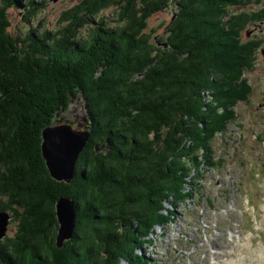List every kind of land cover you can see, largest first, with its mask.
Wrapping results in <instances>:
<instances>
[{
	"label": "trees",
	"instance_id": "1",
	"mask_svg": "<svg viewBox=\"0 0 264 264\" xmlns=\"http://www.w3.org/2000/svg\"><path fill=\"white\" fill-rule=\"evenodd\" d=\"M109 1L78 0L61 12L59 29L18 33L8 10L24 8L21 0H0V212L10 210L16 223L0 240V264H145L134 257L140 238L161 222L159 207L180 197L188 161L198 165L197 152H211L206 140L234 115L223 105L232 102L227 85L247 59L235 30L246 20L232 14L235 27L222 25L225 4L238 0H173L179 13L167 26L166 47L146 27L172 0H115V23L95 21ZM23 11L29 25L35 9ZM239 88L235 100L250 90L245 79ZM205 91L223 103L222 114L208 106ZM78 95L91 133L66 183L51 177L41 133ZM60 196L74 200L76 232L91 242L78 241L74 230L56 246Z\"/></svg>",
	"mask_w": 264,
	"mask_h": 264
},
{
	"label": "rangeland",
	"instance_id": "2",
	"mask_svg": "<svg viewBox=\"0 0 264 264\" xmlns=\"http://www.w3.org/2000/svg\"><path fill=\"white\" fill-rule=\"evenodd\" d=\"M30 1L39 2V5L33 7L35 13H33L29 19V23L32 25L31 27L37 26L39 30H57L64 23L60 20L61 12L76 4L78 0H21V2H26L27 5L30 4ZM121 2L122 0H120V3ZM239 3L240 1L238 0V5L230 6L229 4H225L223 12V21H225V24L222 25L226 30L228 29V25L233 28L235 27L234 23H232L234 20L231 17L232 14L242 16V19H244V21L246 20L242 25L235 27V30L239 45H241V47L246 45L242 49L245 50L242 55L247 59L244 66L240 67V75L236 72L238 76L232 81L233 87L231 88L227 85L228 88L232 90L227 100H232V102L223 105L227 112H229V110L234 111V115L225 123L223 131H215L210 135V139L206 140V142L211 143L210 147L212 151L205 152L204 150H199L196 158L199 161L198 165L188 161L187 165L189 166L187 170H192L191 174L184 177L181 181L178 192V194L180 193V197L171 195L169 198L170 201L164 202L162 206L159 207L162 223L158 222L153 224V231L146 234L142 239L140 238L138 246L134 249V257L137 256L140 259L143 257V259H146V262L148 261V264H204L205 260L202 261L201 257H199L200 253L202 254L203 252L210 251V248L217 251L214 252L215 259L218 260L217 264H264V261L259 260L257 255H254L257 252L264 251V203H260L263 197H260V202L256 199L253 200L261 210L259 216H252V208L250 216L247 217H240L238 214L239 212H236L237 206L244 205L245 200V198H240L238 200V197H240L238 190H241V192L246 191L244 189V184H242V189L239 188L243 176L241 172L242 169L239 166L242 163V158L247 159L253 166L258 165L264 158V0H243V3ZM19 11L20 9H10V29L18 33L21 29L26 30L27 27H29L25 24V19L22 17L23 12ZM119 12L120 5L115 3L114 0L109 1L104 7H100L97 14L94 13L95 15H93L95 21L103 18L104 21H113L112 24H114ZM178 13L179 10L172 0L165 8L153 13L148 18L146 30L150 32L152 40H156L157 45L167 46L164 38L167 35L166 29L169 23L174 21ZM258 16L262 17L260 18ZM226 21H229V24H226ZM89 28L90 25H86L79 30V33L86 34ZM12 30L10 31L13 32ZM233 34L235 35V32ZM166 51L171 52L172 49L168 48ZM222 70L223 69L220 70L222 72H220V76H226L225 79H230V77L232 79L233 72L231 74L230 71H227L224 74V70ZM244 79L250 86V90L244 99L236 97L235 100L234 96L237 94V91L241 90L239 87H241V83ZM225 86L224 88L226 89L227 86ZM210 94V91H205L206 103H208L211 109L214 108L217 111L215 112L216 114H222L224 109L218 102L221 104L223 103L214 97V95L212 96ZM87 108V105H84L82 96L78 95L76 98L72 99V102L68 104L65 110L57 111L52 122L57 124L69 122L74 127H77L81 123L84 124L88 113ZM209 110L210 109H203L204 112L206 111L205 114L207 115L211 113V110ZM88 129L90 131V127ZM87 142H89V139ZM192 144L193 140L191 139L188 141V145L191 147ZM93 147L96 149L95 144H93ZM84 149L85 148L81 150L79 156ZM78 158L75 163V168L76 165H78ZM180 159L185 163L189 158H187L185 154H182L180 155ZM43 160L45 161L44 157ZM228 160L232 162L230 166L234 165L233 162H236L237 166L226 171L223 169L219 171L220 176H216V171L221 169L218 164L221 163L224 165ZM258 166H260V164ZM227 172H229L228 176H226ZM262 174L263 173L255 174L254 181L255 176L264 180ZM258 192L263 193L264 191L260 189ZM209 198L216 200V203H213L215 207L214 212L210 210L212 208L205 202ZM224 202L228 206L233 204V207H231L225 215L226 217L230 215L225 223L221 221L225 216L223 212L219 210L224 205ZM229 202H231V204H229ZM166 217H168V221H165ZM234 219L241 221L243 225L237 228L232 224V220ZM215 220L218 222L220 221L219 223L221 226L218 228V231L213 229ZM187 222L192 223V226L185 225ZM198 223H200V226H198ZM227 227H229L230 230L234 229L233 233L235 236L239 231L241 232V234H239V239L242 236V240L239 243H231L226 238L228 234H226L224 238L223 232L222 234L219 232L220 230L224 231ZM251 227L255 232L252 238L250 237L251 234H248ZM58 228L59 223L55 230L56 237ZM15 229L16 223L13 221L10 222L6 235H12ZM197 229L202 231L199 239L204 242L203 247L200 242L192 241L187 238H195L199 235ZM74 230L76 232V226ZM76 233L79 236L78 241L86 243L92 241L90 240L91 238H87L84 232L78 230ZM56 237L55 244L58 246ZM198 237L199 236H197V238ZM249 238H251L252 241H249ZM66 240H64V242ZM95 243L96 242H94L93 245L91 244L94 249L96 248ZM196 251L199 252V254H197ZM149 256H153L154 259L151 261L150 258H148ZM93 257L96 259L97 255ZM118 264H134V262L121 259Z\"/></svg>",
	"mask_w": 264,
	"mask_h": 264
},
{
	"label": "water",
	"instance_id": "3",
	"mask_svg": "<svg viewBox=\"0 0 264 264\" xmlns=\"http://www.w3.org/2000/svg\"><path fill=\"white\" fill-rule=\"evenodd\" d=\"M80 127H72L69 123L51 124L42 130L41 151L50 175L58 180L70 183L75 172V163L79 153L90 136L88 119ZM74 200L68 196H60L56 202V216L59 223L56 237L57 245L71 238L76 226ZM8 214L0 212V238L6 233Z\"/></svg>",
	"mask_w": 264,
	"mask_h": 264
},
{
	"label": "bare ground",
	"instance_id": "4",
	"mask_svg": "<svg viewBox=\"0 0 264 264\" xmlns=\"http://www.w3.org/2000/svg\"><path fill=\"white\" fill-rule=\"evenodd\" d=\"M215 102H216V101H215ZM207 168H208V167H207ZM195 169H196V168H195ZM202 169H203V168H202ZM204 180H205V179H204ZM194 188H195V187H194ZM171 204H172V203H171ZM166 220L168 221V218L165 219V221H166ZM161 223H162V222H161ZM153 227H154V226H153ZM151 231H153V229H151ZM153 233H154V232H153ZM155 240H156V239H155ZM62 245H63V243H62ZM62 245H61V246H62ZM61 246H59V247H61Z\"/></svg>",
	"mask_w": 264,
	"mask_h": 264
}]
</instances>
